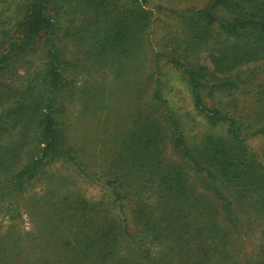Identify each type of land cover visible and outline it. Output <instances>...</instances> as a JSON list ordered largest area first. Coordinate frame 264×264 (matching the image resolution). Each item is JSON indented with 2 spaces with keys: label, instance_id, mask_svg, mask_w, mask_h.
<instances>
[{
  "label": "rangeland",
  "instance_id": "374dc122",
  "mask_svg": "<svg viewBox=\"0 0 264 264\" xmlns=\"http://www.w3.org/2000/svg\"><path fill=\"white\" fill-rule=\"evenodd\" d=\"M212 2L147 0L142 5L143 12L136 16L142 27L140 41L134 42L135 46L133 43L131 47H124L117 59L98 63L95 58L87 60L85 51L93 33L106 35L102 21L91 18L87 0H56L51 14L60 18L59 44L71 62L67 97L60 113L69 155L46 167L22 194L0 198V243L6 248L9 244L16 248L14 263L23 264L27 259L29 264H61L60 250L52 253L43 249L46 244L43 233L47 232L50 246L63 245L75 233L71 231L77 224L74 214L85 205L87 219L101 216L106 210L110 219L127 221V234H140V226L132 220L131 210L139 202L155 205L158 200L151 186L134 181L140 174L132 173L134 164L129 150L124 151L118 162L115 159L118 150L128 147L129 141L139 137L143 128L161 133L159 147L164 148L159 160L186 170L190 180L199 183L197 177H201L202 172L195 173L191 166L210 145L231 142L229 123L220 118L230 117L241 132L243 144L249 148L247 151L241 147L238 153L251 158L245 168L257 169L264 184V58L224 73L215 70L210 55L217 54L228 40L217 29L208 33L207 41L194 40V34L184 25ZM110 4L113 2H108ZM24 5V0H0V58H3L1 68H4L0 88L6 89L0 102L9 96L7 102L0 103V113L14 102L6 87L28 84L33 73L42 68L45 58L44 53L31 48L26 58L15 60L11 56L10 45L22 39ZM221 15L229 17L230 14L222 10ZM128 21L124 17L116 23ZM230 42L228 46L232 48L234 39ZM185 68L198 71L202 76L200 93L206 112L196 107ZM158 84L164 100L161 103L152 100V91ZM216 113L219 119L212 117ZM169 114L173 116L172 125L168 123ZM14 141L21 144L13 153L11 170L25 163L37 145L29 131L24 134L16 129L0 138V147L12 149ZM150 152L149 149L147 157ZM203 167H209L208 163ZM2 174L0 178L5 173ZM118 179L127 184L133 181L122 188L124 199L114 203L116 208H113L108 200L109 195L114 196ZM219 187L229 196L231 189L221 183ZM253 197H257L255 189L234 199V210L242 219L239 237L234 234L228 246L233 251L234 264L264 263V216H259L261 206L249 211L252 207L248 204ZM136 198H140L139 202ZM155 208L159 215V207ZM88 225L89 222L84 229ZM134 239L135 245L132 244ZM166 245L150 243L144 235L126 236L120 249L125 254V250L132 247L127 255L130 261L138 259L140 264H155L165 253ZM86 259L82 257L80 262ZM74 262L77 261L73 259Z\"/></svg>",
  "mask_w": 264,
  "mask_h": 264
},
{
  "label": "trees",
  "instance_id": "16d2710c",
  "mask_svg": "<svg viewBox=\"0 0 264 264\" xmlns=\"http://www.w3.org/2000/svg\"><path fill=\"white\" fill-rule=\"evenodd\" d=\"M113 4L108 5V2ZM124 5L121 6V2ZM147 0H87L92 17L102 21L106 35L91 37L85 51L87 60L101 63L117 59L120 54L140 41V20L136 18L143 12V3ZM56 0H24V28L20 42L10 45L11 56L15 60L28 57V51L36 49L44 53L42 68L33 73L28 84L18 88L6 87L12 96L13 105L0 113V138L16 129L26 134L30 132L32 141L37 145L29 159L14 170L10 161L20 142L14 141L10 147H0V198H11L22 194L27 185L38 178L51 163L66 158L67 152L65 132L60 121L64 99L69 86V67L71 62L61 47L60 18L51 14ZM134 8V9H133ZM133 9V10H132ZM222 10L229 12V17L221 15ZM128 18V23L118 24L116 21ZM192 31V39L207 41L208 33L218 30L223 38L228 40L222 44L217 54H211V61L218 72H226L241 64L255 62L264 58V0H213L212 5L205 10L195 13L184 23ZM137 38V39H136ZM136 39V40H135ZM234 39V46H228ZM124 41L120 44V42ZM60 42V44H59ZM231 43V42H230ZM135 46V43H134ZM226 46V47H225ZM182 66V63L177 61ZM3 58H0V68ZM183 67V66H182ZM190 78V84L195 96L196 107L206 112L200 89L202 76L188 68L184 69ZM4 71L1 68L0 75ZM6 89L0 88V96ZM1 98V97H0ZM9 96L3 97L0 103L8 101ZM152 100L164 102L160 84L152 91ZM170 125L173 116L169 114ZM218 113L212 115L218 118ZM229 123L231 142H217L210 145L208 151L200 155L198 161L191 166L195 173L202 172L197 177L200 182L191 181L186 170L176 165H165L162 160L163 148L159 147L162 136L159 131L140 130V136L129 141V146L118 150L115 161L123 158L124 151H130L132 173L140 174L138 181L141 185L151 186L156 194L155 205H141L139 202L131 210L132 220L140 226V234H127V221L110 219L106 210L101 216L87 219L85 207H79L74 214L77 224L72 226L75 232L70 240L63 245L50 246L47 232L43 248L45 251L60 250V263L68 264H140L138 259L130 261L128 253L122 254L120 244L127 237L146 236L150 243H166V251L155 261V264H234L233 251L228 249L234 234L239 237L241 217L234 210V199L239 195L257 191V197L251 198L249 211L262 207L264 216V184L258 176V170L253 167L246 169L248 155H239L245 147L240 130L235 120L230 117H220ZM264 135V129L262 130ZM235 141V144H234ZM126 144V141H125ZM151 150L150 157L146 154ZM12 152V156H11ZM208 163L209 167H203ZM121 171L123 170L120 169ZM248 170H251L247 172ZM3 178V179H2ZM133 181V180H132ZM129 184L118 179L114 196L109 195V204L124 199L121 192ZM222 186L231 189L229 196L222 192ZM127 186V187H128ZM240 191V192H239ZM109 193L105 192V195ZM113 204V205H112ZM146 207V208H143ZM155 207L160 212L156 214ZM89 225L84 229L85 224ZM125 225V227H124ZM128 243V242H127ZM132 244H136L135 239ZM47 248V249H46ZM61 248V249H60ZM16 248L12 244L6 248L0 243V264H16ZM137 254V253H136ZM82 257L86 261L80 262ZM16 258L15 260H13ZM75 259L77 262L72 263ZM79 261V262H78ZM23 264H29L27 259ZM148 264V263H146ZM264 264V263H263Z\"/></svg>",
  "mask_w": 264,
  "mask_h": 264
}]
</instances>
